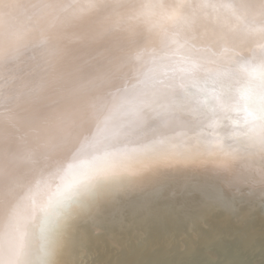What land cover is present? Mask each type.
I'll return each instance as SVG.
<instances>
[{"label": "water", "instance_id": "95a60500", "mask_svg": "<svg viewBox=\"0 0 264 264\" xmlns=\"http://www.w3.org/2000/svg\"><path fill=\"white\" fill-rule=\"evenodd\" d=\"M187 40L170 37L161 54L176 59ZM190 48L197 57L207 52L205 45ZM227 49L218 57L226 59ZM241 51L232 52L245 71L212 68L205 91L217 96L209 100L185 90L173 72L147 71L162 83L174 77L184 91L156 87L145 101L159 97L154 107L161 110L141 121V109L131 118L139 105H119L59 167L38 170L16 203L27 204L14 214L21 221L13 225L22 239L16 249L24 243L27 264H60L55 243L64 246L68 225L82 243L90 240L87 258L78 262L76 254L70 264H264V135L246 127L264 109V88L256 85L264 63ZM242 81L260 109L248 105ZM220 97L225 109L218 117L212 98Z\"/></svg>", "mask_w": 264, "mask_h": 264}, {"label": "bare ground", "instance_id": "6f19581e", "mask_svg": "<svg viewBox=\"0 0 264 264\" xmlns=\"http://www.w3.org/2000/svg\"><path fill=\"white\" fill-rule=\"evenodd\" d=\"M16 2L21 6L15 26L16 45L0 50V264L28 263L24 243L16 249L22 239L13 229L16 222H21L14 214L27 204L16 205L26 182L38 170H47L48 165L52 170L59 167L74 153L72 149L83 146L94 129L102 127L100 122L104 123L108 113L119 105L137 104L131 113L133 121L140 109V121L145 114L157 115L161 108L154 105L159 97L151 96L146 102V94L158 92L156 87L162 84H178L182 89L174 77L184 81L185 90H193L197 97L209 100L207 97L217 96L210 94V88L205 91L211 86L212 68L225 64L233 65L234 70L246 69L235 64L241 59L233 50L243 49L246 56L252 55L260 65L264 63L262 0ZM78 19L85 21L75 28L71 22ZM170 37L189 41L179 49L176 59L161 54L167 55ZM196 45L207 46V52L200 51L197 57L190 48ZM223 49L228 52L226 59L218 57ZM162 56L164 61L159 59ZM230 59L236 61L228 64L226 60ZM149 70L158 74L170 71L174 77L167 75V81L158 82L149 76ZM178 72L185 75L179 77ZM256 77L257 87L264 88V72ZM246 87L242 81L240 90L248 98ZM212 100L220 106L216 112L219 117L225 109L223 98ZM247 100L253 109H260L254 89ZM4 105H8L6 111ZM260 115L262 118L255 117L260 121L246 126L257 136L264 135V109ZM62 236L64 246L55 243L60 264L76 261V254L78 262L87 258L90 240L82 243L69 225Z\"/></svg>", "mask_w": 264, "mask_h": 264}, {"label": "clouds", "instance_id": "9594fccd", "mask_svg": "<svg viewBox=\"0 0 264 264\" xmlns=\"http://www.w3.org/2000/svg\"><path fill=\"white\" fill-rule=\"evenodd\" d=\"M20 8L16 0L12 2L0 0V50H8L16 45L15 26L21 15Z\"/></svg>", "mask_w": 264, "mask_h": 264}]
</instances>
